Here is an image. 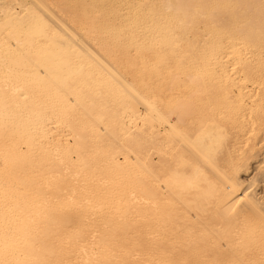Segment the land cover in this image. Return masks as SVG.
<instances>
[{
	"label": "bare ground",
	"instance_id": "bare-ground-1",
	"mask_svg": "<svg viewBox=\"0 0 264 264\" xmlns=\"http://www.w3.org/2000/svg\"><path fill=\"white\" fill-rule=\"evenodd\" d=\"M263 145L264 0H0V264H264Z\"/></svg>",
	"mask_w": 264,
	"mask_h": 264
},
{
	"label": "rangeland",
	"instance_id": "rangeland-1",
	"mask_svg": "<svg viewBox=\"0 0 264 264\" xmlns=\"http://www.w3.org/2000/svg\"><path fill=\"white\" fill-rule=\"evenodd\" d=\"M263 146H264V145H263ZM263 146H262V149L264 150ZM251 172H252V171L250 170V171H249V174H250ZM252 174H253V173H252ZM250 176H251V175H250Z\"/></svg>",
	"mask_w": 264,
	"mask_h": 264
}]
</instances>
